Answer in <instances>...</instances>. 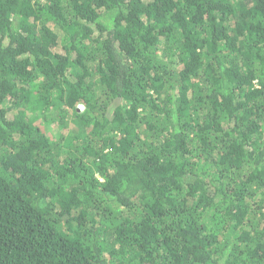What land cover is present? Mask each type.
I'll return each mask as SVG.
<instances>
[{
  "label": "trees",
  "instance_id": "16d2710c",
  "mask_svg": "<svg viewBox=\"0 0 264 264\" xmlns=\"http://www.w3.org/2000/svg\"><path fill=\"white\" fill-rule=\"evenodd\" d=\"M0 264H264V0H0Z\"/></svg>",
  "mask_w": 264,
  "mask_h": 264
}]
</instances>
